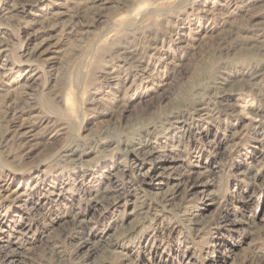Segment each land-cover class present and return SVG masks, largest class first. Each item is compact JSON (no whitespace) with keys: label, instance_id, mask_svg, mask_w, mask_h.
I'll list each match as a JSON object with an SVG mask.
<instances>
[{"label":"rangeland","instance_id":"1","mask_svg":"<svg viewBox=\"0 0 264 264\" xmlns=\"http://www.w3.org/2000/svg\"><path fill=\"white\" fill-rule=\"evenodd\" d=\"M0 264H264V0H0Z\"/></svg>","mask_w":264,"mask_h":264},{"label":"bare ground","instance_id":"2","mask_svg":"<svg viewBox=\"0 0 264 264\" xmlns=\"http://www.w3.org/2000/svg\"><path fill=\"white\" fill-rule=\"evenodd\" d=\"M34 53V52H33ZM33 53H31V55H33ZM27 56V55H26ZM116 80V79H115ZM25 88H26V85H25ZM24 93V92H23ZM68 102V101H67ZM21 113H22V111H21V109H19L18 111H17V113H15V115L14 116H20L21 115ZM32 127V126H31ZM30 130H28L27 132H29ZM26 133V132H25ZM139 176H141V174L139 175ZM143 176V175H142ZM141 176V177H142ZM143 178V177H142ZM118 199V198H117Z\"/></svg>","mask_w":264,"mask_h":264}]
</instances>
